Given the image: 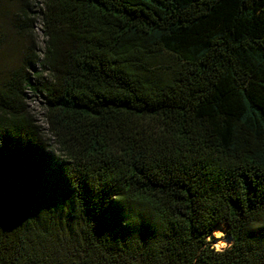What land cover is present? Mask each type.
I'll return each mask as SVG.
<instances>
[{"label":"trees","instance_id":"16d2710c","mask_svg":"<svg viewBox=\"0 0 264 264\" xmlns=\"http://www.w3.org/2000/svg\"><path fill=\"white\" fill-rule=\"evenodd\" d=\"M40 5L0 74V264H264V0Z\"/></svg>","mask_w":264,"mask_h":264},{"label":"rangeland","instance_id":"374dc122","mask_svg":"<svg viewBox=\"0 0 264 264\" xmlns=\"http://www.w3.org/2000/svg\"><path fill=\"white\" fill-rule=\"evenodd\" d=\"M28 2L31 18L34 19L32 27H29L28 37H18L14 34L10 21L12 16L19 12L23 3ZM40 0H0V74L3 75L6 71L21 65L24 51L32 44L38 49L44 48V38L41 32V20L38 16L40 8ZM16 16V15H15ZM27 105L33 116L43 124L44 122V109L43 99L40 94L27 91ZM224 234L227 235V229L222 228ZM216 238L217 245V236ZM226 240V239H225ZM230 243L223 241L220 248H225Z\"/></svg>","mask_w":264,"mask_h":264},{"label":"bare ground","instance_id":"6f19581e","mask_svg":"<svg viewBox=\"0 0 264 264\" xmlns=\"http://www.w3.org/2000/svg\"><path fill=\"white\" fill-rule=\"evenodd\" d=\"M222 228H224V225L223 224H221L218 227H216V229L213 231V236L214 235L217 236V239H218L217 240V247L219 249H222L220 247H221V244H222L223 241H227L228 243H231V239L227 235L224 234V231L222 230ZM216 233H222V235H219L218 236V235H216Z\"/></svg>","mask_w":264,"mask_h":264},{"label":"clouds","instance_id":"9594fccd","mask_svg":"<svg viewBox=\"0 0 264 264\" xmlns=\"http://www.w3.org/2000/svg\"><path fill=\"white\" fill-rule=\"evenodd\" d=\"M216 235H222V233H216ZM220 249L219 248H217V251H219Z\"/></svg>","mask_w":264,"mask_h":264}]
</instances>
